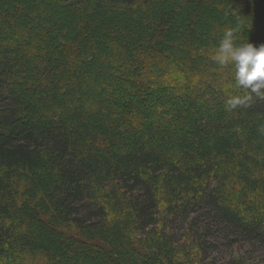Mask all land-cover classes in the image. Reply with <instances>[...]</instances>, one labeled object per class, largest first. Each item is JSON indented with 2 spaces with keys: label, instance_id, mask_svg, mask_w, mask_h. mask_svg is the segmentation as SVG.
Returning <instances> with one entry per match:
<instances>
[{
  "label": "trees",
  "instance_id": "obj_1",
  "mask_svg": "<svg viewBox=\"0 0 264 264\" xmlns=\"http://www.w3.org/2000/svg\"><path fill=\"white\" fill-rule=\"evenodd\" d=\"M203 1L0 0V264H264V99L211 59L264 0L170 30Z\"/></svg>",
  "mask_w": 264,
  "mask_h": 264
},
{
  "label": "clouds",
  "instance_id": "obj_2",
  "mask_svg": "<svg viewBox=\"0 0 264 264\" xmlns=\"http://www.w3.org/2000/svg\"><path fill=\"white\" fill-rule=\"evenodd\" d=\"M236 31L231 27L224 30L211 59L221 67L231 65L237 85L264 99V44L255 46L247 42L237 45ZM241 103L246 100L233 98L227 101V106L234 108Z\"/></svg>",
  "mask_w": 264,
  "mask_h": 264
},
{
  "label": "rangeland",
  "instance_id": "obj_3",
  "mask_svg": "<svg viewBox=\"0 0 264 264\" xmlns=\"http://www.w3.org/2000/svg\"><path fill=\"white\" fill-rule=\"evenodd\" d=\"M209 2H211V4L213 6L215 5L214 0H207V1H203L201 3H198L192 7H187L186 9H184L182 11L180 10V11L174 12V15H172L169 19L170 30L176 32L175 33L176 35L186 34V31L188 30L189 32H191L194 40L198 39L199 36L201 35V32L199 31L200 24L204 23V25H209L208 23L212 18L218 17L220 15V11L219 12L209 11L207 16L204 17L205 15L202 14V12L206 7H209V4H210ZM182 4H183L182 2L179 3V5H182ZM223 11H224V9H222V12ZM189 14H192V15L190 16ZM202 16H203V18L200 19V17H202ZM225 17H226L225 22L228 23L231 19H233V17H235V13L225 15ZM189 22H193L192 25H188ZM143 108L145 109V107H143ZM176 240L177 239L175 238V242H176ZM225 259L227 261H230L232 259V256L228 255L227 257H225ZM206 260H208V259H206ZM236 260H238V257H236Z\"/></svg>",
  "mask_w": 264,
  "mask_h": 264
}]
</instances>
